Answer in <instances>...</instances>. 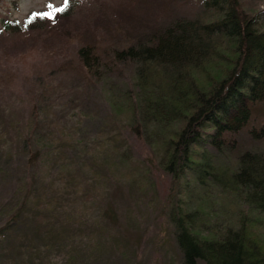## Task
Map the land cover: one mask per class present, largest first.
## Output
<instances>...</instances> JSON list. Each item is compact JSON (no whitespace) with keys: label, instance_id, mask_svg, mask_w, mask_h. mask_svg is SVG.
Instances as JSON below:
<instances>
[{"label":"trees","instance_id":"16d2710c","mask_svg":"<svg viewBox=\"0 0 264 264\" xmlns=\"http://www.w3.org/2000/svg\"><path fill=\"white\" fill-rule=\"evenodd\" d=\"M257 17L239 0H62L22 23L0 13V55L38 50L45 62L32 64L38 94L53 73L94 85L92 77H109L120 64L111 83L122 90L128 128L148 144L141 160L169 178L164 203L157 202L172 224V242L164 243L182 264H264V29ZM71 40L79 48L74 66L52 62ZM11 71L1 69V84ZM17 119L14 108L0 106L5 127ZM31 121L27 134L37 110ZM36 159L29 149L28 165ZM121 192L110 184L100 214L133 260L142 231L122 221ZM29 193L26 185L0 225L3 238L22 224ZM228 208L232 216L221 215Z\"/></svg>","mask_w":264,"mask_h":264},{"label":"rangeland","instance_id":"374dc122","mask_svg":"<svg viewBox=\"0 0 264 264\" xmlns=\"http://www.w3.org/2000/svg\"><path fill=\"white\" fill-rule=\"evenodd\" d=\"M239 1L247 14L258 15L264 29V0ZM61 2L2 0L0 13L22 23L29 13ZM77 45L74 40L62 44L52 62L74 66ZM38 60L35 48L18 56L0 55V74L3 68L12 70L10 79L0 83V106L5 112L14 108L18 115L7 127L0 121V225L18 209L26 185L30 189L22 224L0 236V264H129L132 257L117 241L119 234L100 214L111 183L123 190L118 201L122 221L142 231L138 257L130 264H182L164 243L168 238L172 242V224L157 204L164 203L169 178L141 160L149 154L148 144L128 128L122 90L111 83L121 65L112 67L109 77H92L94 85L78 80L79 75L70 79L53 73L56 77H44L46 89L38 94L31 92L32 64ZM33 110L38 123L27 134ZM29 149L37 154L32 165L27 163ZM221 215L231 217V209Z\"/></svg>","mask_w":264,"mask_h":264},{"label":"snow or ice","instance_id":"6c2138e0","mask_svg":"<svg viewBox=\"0 0 264 264\" xmlns=\"http://www.w3.org/2000/svg\"><path fill=\"white\" fill-rule=\"evenodd\" d=\"M56 11H63V9L62 8H60V9H56ZM43 15H45V16H50V15H52V13H43Z\"/></svg>","mask_w":264,"mask_h":264}]
</instances>
